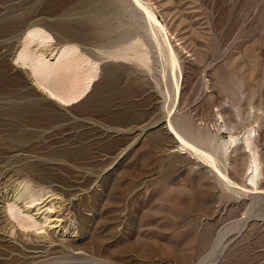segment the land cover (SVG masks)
I'll use <instances>...</instances> for the list:
<instances>
[{"label":"rangeland","instance_id":"1","mask_svg":"<svg viewBox=\"0 0 264 264\" xmlns=\"http://www.w3.org/2000/svg\"><path fill=\"white\" fill-rule=\"evenodd\" d=\"M125 3L0 0V264H264V0ZM33 27L50 49L76 46L56 79L76 98H48L16 62ZM235 128L257 139L261 188L244 149L221 162L198 145ZM23 181L61 201L68 233L51 241L10 215L28 206Z\"/></svg>","mask_w":264,"mask_h":264},{"label":"bare ground","instance_id":"2","mask_svg":"<svg viewBox=\"0 0 264 264\" xmlns=\"http://www.w3.org/2000/svg\"><path fill=\"white\" fill-rule=\"evenodd\" d=\"M141 2H142V0H141ZM119 5H121L122 7L128 8L127 4L125 3V0H119ZM148 17L150 19V21H148V20L147 21L150 23V30L152 32V42L156 45L164 46V48L166 47V49H167L166 51L172 53L173 52V48L171 47L172 45H171L168 37L164 34L163 30L155 22V20L153 18V14H149ZM133 22L138 27L143 26L142 20L134 12H133ZM133 29L134 28L131 27V29L128 31L127 34L129 35ZM52 40H53V35H51V33H49L47 30H45L43 28L33 27V28L29 29L28 32L24 36V40L22 42L21 49L17 53L15 60L20 65L21 68L25 69L26 73H28L29 76L30 75H31V77L33 76L35 83H37L39 86V90H41V92H44L43 94L47 95L48 98L55 99V100H57V98H58V99H60L61 102L62 101L66 102V100L68 99L67 100V102H68L70 100V97L72 96V94H74V92H73L74 89L73 90L70 89L69 91L65 92L67 94L63 93V91L61 92L59 90L60 88L59 89L57 88L58 84H60V81H56V79L59 76L64 75L65 72H67L68 70H70V68H72L74 66V64L76 63V57H77V54H79L78 53L79 51L78 52L76 51V46H74V45H63V46L57 48L56 50H55V47L50 49L49 46L51 45ZM127 46H130L129 48L132 49L137 45L136 44H129ZM75 51L77 52V54ZM160 52H162V50H160ZM113 54H115V53H113ZM173 54L174 53H172V56H173ZM115 55H117V54H115ZM80 56H79V58H80ZM162 57H164V56H162ZM79 58H77V60ZM141 59L143 60L144 58L142 57ZM80 61H81V59H80ZM90 62H88V63H90ZM83 63L81 61L82 65H83ZM86 63H84V64H86ZM80 65H79V67H81ZM91 65H93V64H91ZM83 68H85V67H83ZM83 68H79V71L81 72L82 71L81 69H83ZM90 68H91V66H90ZM77 69H78V67H77ZM93 71H95V70H93ZM75 72L78 73L77 70H75ZM87 73L85 75H87ZM88 74L90 76V72ZM82 77H84V76L82 75ZM86 78H87V76L85 77V79ZM89 78H91V77H89ZM89 78H88V80H89ZM73 79H75V78H73ZM85 81H87V80H85ZM85 83H88V81ZM68 85H73V84L71 83ZM86 85H88V84H86ZM83 87L84 88L86 87L85 91H87V86L83 85ZM73 88H74V86H73ZM79 89H80V87L78 88V90ZM66 90H68V88ZM80 91H82V89H80ZM76 92H77V90H76ZM78 93H79V91H78ZM78 93L76 94L77 96H79ZM83 93L80 92L79 94L81 95ZM66 95H71V96L70 97L68 96L69 97L68 98ZM72 98H76V96L75 97L72 96ZM169 126H170V129L174 130L178 135L181 134L179 132V130L177 129V127L175 126V124L173 123L172 119L169 120ZM254 136L255 135H253V131L249 129V130H247V132L245 133L244 136L239 137V132L236 131V128H235V129H233V131L230 134L229 139H227V140H223L222 142H219V141H214L213 139H204L198 145L202 146V147H206V148H207V146L210 147L213 151V154L211 155L212 159L217 157L219 159V161H221V162L228 159V152H230L231 149L234 148V152L239 150V149H244L245 150L244 154L246 155V160L243 159V164L246 163V161H248V168H247L248 172L246 175L247 180L249 182L248 184H251V185L256 186V187L258 186L259 188H261L262 185H260V184L262 182L261 176H263V169L261 166V161H260L258 154H257V149H256L257 148V144H256L257 139ZM184 146H185V143H184ZM181 147L183 148V145ZM183 149H186V147ZM209 160H210V158H209ZM210 163H211V166L213 167V169L216 170L214 172L218 173L219 180L223 184V186L234 190L233 185L231 184V182H229L227 180V175L225 174L224 171H222V168L220 167V165H218V163L215 161L213 162V160ZM48 192H50V191H48ZM48 192L43 193V189H37L33 185L29 184L27 181H23V182H21L20 187L18 188V193L20 196H24L25 199L28 200L27 201L28 206H26V208H24V209L21 208L22 209L21 210L16 204L10 203L8 209H9L10 215L12 217L14 215L15 218L17 217L19 221L17 219L16 220L21 225H23L24 227L39 228V227H45V225H47L49 227L48 235H50L51 241H55L57 239L56 238L57 234H61V233L63 234L66 232L68 233V229L71 227V223H68V221H67V219H68L67 214L64 212L63 206H61V204H62L61 201H57L58 202V204H57V202L54 201V193L49 194ZM55 197H57V196H55ZM23 214H24V216H22ZM75 230H76V226H73V232L72 233H74Z\"/></svg>","mask_w":264,"mask_h":264}]
</instances>
